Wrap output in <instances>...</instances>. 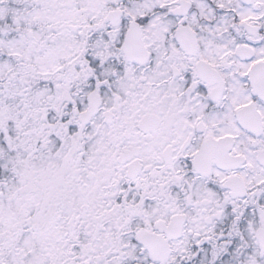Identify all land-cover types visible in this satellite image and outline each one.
I'll return each instance as SVG.
<instances>
[{"label": "snow or ice", "instance_id": "6c2138e0", "mask_svg": "<svg viewBox=\"0 0 264 264\" xmlns=\"http://www.w3.org/2000/svg\"><path fill=\"white\" fill-rule=\"evenodd\" d=\"M0 264H264V0H0Z\"/></svg>", "mask_w": 264, "mask_h": 264}]
</instances>
